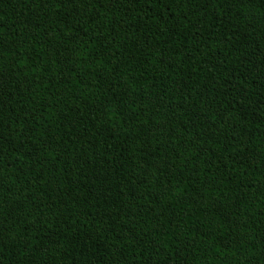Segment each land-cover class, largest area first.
<instances>
[{"label":"trees","instance_id":"trees-1","mask_svg":"<svg viewBox=\"0 0 264 264\" xmlns=\"http://www.w3.org/2000/svg\"><path fill=\"white\" fill-rule=\"evenodd\" d=\"M0 264H264V3L0 0Z\"/></svg>","mask_w":264,"mask_h":264},{"label":"snow or ice","instance_id":"snow-or-ice-1","mask_svg":"<svg viewBox=\"0 0 264 264\" xmlns=\"http://www.w3.org/2000/svg\"><path fill=\"white\" fill-rule=\"evenodd\" d=\"M262 3H264V0H261Z\"/></svg>","mask_w":264,"mask_h":264}]
</instances>
